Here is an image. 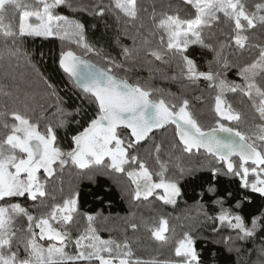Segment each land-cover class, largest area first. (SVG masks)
Masks as SVG:
<instances>
[{
  "label": "snow or ice",
  "instance_id": "obj_1",
  "mask_svg": "<svg viewBox=\"0 0 264 264\" xmlns=\"http://www.w3.org/2000/svg\"><path fill=\"white\" fill-rule=\"evenodd\" d=\"M183 3L188 8L185 16L190 18L168 15L163 7L157 11L155 0L147 5L138 0H108V3L93 0L90 4L83 0H0V59L16 58L30 63L31 55L23 43L29 37H57L75 44L81 52L79 55L71 49L60 52L58 64L70 82V86L65 84L63 93L56 83L43 76L40 77L43 90L25 92L22 101L19 96L0 89V95L13 98L14 105L9 108L5 103L0 110V264H204L196 248V238L190 232H185L177 242L175 256L180 258L177 261L135 257L129 242L117 243L98 235L94 226L98 218L108 219L102 213L82 214L87 226L73 239L74 218L81 214L82 193L78 187L73 188L57 202L54 190L49 188L52 179H58L62 186L64 170L72 165L79 170L81 181L101 189L91 193L101 203L110 206L105 196L111 189L99 184L98 177L119 173L136 185L134 199H147L154 190L163 189L166 195L160 199L175 204L181 196V187L178 180L165 178L167 169L160 163L163 141L157 143L154 135L160 130L167 132L169 126H174L170 151L179 148L181 155H195L203 149L210 157L207 168L210 180L221 176L240 177V188L251 190L236 200V212L222 209L215 217L204 213L213 224L212 232H218L217 221L236 231L235 238H224L227 251L241 256L242 249L236 242L253 240L258 230H264V216L253 217L249 227L239 214L240 206L250 199L251 193L264 197V44L250 42L246 34L258 25L264 27V0L254 3V10H249L245 0H183ZM65 8L74 13L87 12L101 20L106 13H111L117 22L123 21L125 27L121 31L132 40V47L124 45L117 34L115 43L123 59L112 57L103 45L89 41L87 20L81 22L58 11ZM17 12L20 13L17 25L5 23ZM145 15L152 24L150 28L142 21ZM222 23L231 26L230 33L221 30L223 40L213 32V27ZM138 41L145 56L164 64L178 60L181 78L190 84L206 81L216 91L213 125L205 128L199 122L188 98L179 103L153 99L159 89L144 87L138 79H128L126 74L138 67L135 63L128 64ZM190 45L212 54L209 70L201 71L188 56ZM226 50L248 53L252 59L236 65L229 61ZM89 56L99 58L103 64L94 63ZM213 66L217 70L213 71ZM233 67L238 69L237 75L243 83L223 78ZM121 72L125 75H120ZM227 93L247 98L253 110L255 131L251 134L236 127L243 122V116L226 100ZM17 103L22 107L16 106ZM37 107L40 116L34 120L32 116ZM61 130L72 133L67 150L59 145ZM149 141L153 143L160 167L156 173L159 182H153V174L139 155L142 145ZM176 159L179 161L181 157ZM177 167L181 176L186 173L188 177H195L204 165L178 164ZM60 190L63 191L62 187ZM208 191L215 194L211 183ZM227 195L232 197L233 193ZM21 198L30 201L38 214L18 202ZM214 202L223 206L222 200ZM19 219L26 221V228L16 227ZM131 227L136 229L137 225L132 223ZM168 230L167 219L161 217L151 234L165 241ZM18 232H23V236H18ZM41 241L53 243L45 247ZM70 245L74 251L68 250ZM253 251L257 258L249 259L247 264H264V242L248 250L247 255L250 257Z\"/></svg>",
  "mask_w": 264,
  "mask_h": 264
},
{
  "label": "trees",
  "instance_id": "obj_2",
  "mask_svg": "<svg viewBox=\"0 0 264 264\" xmlns=\"http://www.w3.org/2000/svg\"><path fill=\"white\" fill-rule=\"evenodd\" d=\"M83 2L90 4L93 0H83ZM138 2L147 5L150 0H138ZM245 2L249 10H254L252 5L262 2V0H245ZM104 3H108V0H104ZM155 3L157 11L163 7L168 15L178 14L182 18H190L185 16L188 8L184 5L183 0H155ZM58 11L81 22L87 20L89 41L97 44V46L103 45L106 52L118 60H122L123 57L118 55L120 48L115 43L117 34H119V38L124 45L132 47V40L121 31L125 27L123 21L117 22L111 13H106L105 19L101 20L98 17L88 15L87 12L74 13L66 8ZM19 16L20 13L17 12L15 17L11 18L10 21L6 19L5 23L11 22L13 25H17ZM142 21L147 27H152L146 15L142 17ZM93 24L96 25L95 28L92 27ZM105 24H107V27H105ZM128 27L131 31V26L129 25ZM221 30L224 33H230L231 26L222 23L218 27H213V32L216 33V36L223 40L224 36L221 35ZM246 34L249 35L250 42L264 44V27L258 25L255 29H249ZM145 35H147L146 32ZM101 36L104 39H100ZM156 39L158 40V36ZM108 41H111L110 46ZM23 43L25 50L29 51L31 55V62L7 57L0 59V89L13 93L14 97L19 96L22 101L25 92L39 93L43 90L44 84L40 78L43 76L45 79H50L51 82L56 83L61 93H63L65 84L67 83L70 86V82L58 64L60 52L61 50L71 49L79 55L81 54L80 49L70 41H62L57 37H49L47 39L29 37ZM0 47H2V41H0ZM187 54L196 62L201 71L209 70L208 61L212 60V54L207 50L196 45H190ZM225 55L231 63L236 65L246 64L252 59L248 53L242 55L239 52L229 53L226 50ZM88 58L94 63L103 64V61H100L97 57L89 56ZM133 63L137 64L138 67L136 70L126 74L128 79L130 81L138 79L144 87L159 89V92L154 93L153 99L164 98L166 101L179 103L181 99L188 98L199 122L205 128L214 124L216 117L213 109L216 91L209 87L206 81L201 80L196 84H190L186 78L179 76L178 60L174 59L168 64L155 61L151 56H145L139 41L133 50V59L128 61V64ZM128 64L125 66L127 67ZM33 65H35V68ZM157 69H162V71H157ZM212 70L215 71L217 69L213 66ZM237 71L236 67L230 68L224 73L223 78L229 82L243 83L242 79L237 75ZM119 74L125 75L123 72ZM173 76H176L177 79H170ZM197 97L199 99H196ZM225 98L243 116V122L236 125L238 130L246 134L254 132L255 129L252 126L253 110L247 98L233 93H227ZM5 103H7L9 108L14 106L13 98L0 95V110H3ZM16 106L22 107L19 103ZM39 116L40 110L37 107L32 118L35 120ZM9 119L11 120V118ZM256 122L259 123L258 120ZM173 127L170 126L167 132L161 131L154 135L157 143L163 141L160 163L166 166L165 178L178 180L181 187V196L176 198L175 204L170 205L161 200V193L153 194L147 199L144 197L139 200L134 199L136 185L126 175L119 173H113L110 177H98L99 184L111 189V192L105 196V201L110 202V206L108 203H101L94 198L91 193L99 192L101 189L96 186H90L87 181H81L79 170L75 166L69 165L65 168L62 186L58 179L50 181L49 188L50 191L54 190L53 194L56 196L57 202L73 188L78 187L82 193L80 201L81 214L74 218L73 239L87 226V220L82 214L96 215L97 213H102L108 219L98 218L94 225L98 235L104 240L111 239L117 243L129 242L134 256L143 260H179L180 258L175 256V247L185 232H190L196 238V248L201 254L204 264H247L249 259L255 260L257 258L256 252L253 251L250 257L247 252L264 242V230H258L257 236L253 240L236 242V246L242 249V255L238 257L235 252L227 251L228 244L224 242V238L227 236L235 238L236 231L217 221L215 227L218 232L214 233L212 232V222L204 215V213H207L208 216L215 217L219 215L222 209L236 212V200L242 199L243 195L250 193L251 190L240 188V177L221 176L210 180L211 174L207 171L210 157L204 150H200L195 155H181L179 148L170 151L169 142L173 139ZM41 130H43V123H41ZM0 134H2V130H0ZM71 134V132L65 130L59 132V145L65 150L68 149ZM139 155L145 166L153 174V182H159L160 177L156 173L160 171V167L155 159L156 153L153 143L151 141L144 143L139 150ZM178 156L181 157L179 161L176 159ZM233 159L235 160L236 158L234 157ZM201 163H203L204 168L197 171L195 177H188L186 173L181 176L177 167L178 164L191 167ZM216 166L219 167L220 165L217 163ZM249 179H252L251 175ZM209 183L215 187V194L208 191ZM61 187L63 191L60 190ZM228 192L233 193V196L229 197L227 195ZM220 200L223 201L222 207L220 203L214 202ZM18 202L24 204L34 214H38L30 201L21 198ZM239 214L244 217L245 223L250 227L253 217L264 216V197H261L259 193H251L250 199L243 202L240 206ZM161 217L168 221L169 230L165 233V241H159L151 234L152 227L158 225ZM132 223L137 225L136 229L131 227ZM16 227L26 228V221L19 219ZM77 228L79 231L76 230ZM17 235L23 236V232H18ZM41 243H44L45 247H47L52 242L41 241ZM68 250L74 251L75 249L73 245H70Z\"/></svg>",
  "mask_w": 264,
  "mask_h": 264
},
{
  "label": "rangeland",
  "instance_id": "obj_3",
  "mask_svg": "<svg viewBox=\"0 0 264 264\" xmlns=\"http://www.w3.org/2000/svg\"><path fill=\"white\" fill-rule=\"evenodd\" d=\"M31 22V21H30ZM155 192L153 193V194H156V193H161V196H165L166 195V193L164 192V190L163 189H156V190H154ZM160 196V197H161ZM170 205H172V204H170ZM19 220H17V222H18ZM16 222V223H17ZM53 243V242H52Z\"/></svg>",
  "mask_w": 264,
  "mask_h": 264
},
{
  "label": "water",
  "instance_id": "obj_4",
  "mask_svg": "<svg viewBox=\"0 0 264 264\" xmlns=\"http://www.w3.org/2000/svg\"><path fill=\"white\" fill-rule=\"evenodd\" d=\"M62 70H63V69H62ZM169 127H170V126H169ZM169 127H168V128H169ZM161 131H162V130H160V131H158V132H161ZM158 132H156V133H158ZM201 150H203V149H201ZM233 158H234V157H233Z\"/></svg>",
  "mask_w": 264,
  "mask_h": 264
},
{
  "label": "flooded vegetation",
  "instance_id": "obj_5",
  "mask_svg": "<svg viewBox=\"0 0 264 264\" xmlns=\"http://www.w3.org/2000/svg\"><path fill=\"white\" fill-rule=\"evenodd\" d=\"M154 192H155V191H154ZM154 192H153V193H154ZM152 195H153V194H152Z\"/></svg>",
  "mask_w": 264,
  "mask_h": 264
}]
</instances>
